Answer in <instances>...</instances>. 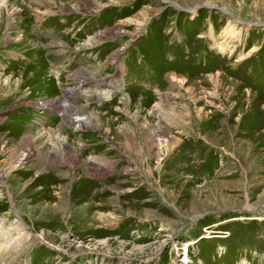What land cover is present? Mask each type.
I'll list each match as a JSON object with an SVG mask.
<instances>
[{"label":"rangeland","instance_id":"374dc122","mask_svg":"<svg viewBox=\"0 0 264 264\" xmlns=\"http://www.w3.org/2000/svg\"><path fill=\"white\" fill-rule=\"evenodd\" d=\"M17 217L0 264H264V0H0Z\"/></svg>","mask_w":264,"mask_h":264},{"label":"bare ground","instance_id":"6f19581e","mask_svg":"<svg viewBox=\"0 0 264 264\" xmlns=\"http://www.w3.org/2000/svg\"><path fill=\"white\" fill-rule=\"evenodd\" d=\"M231 30L233 31L235 29L232 28ZM74 92H75V90H72V89H69V90L66 91V93L69 96L74 95ZM66 103H67V101L65 102V104L63 106L61 105L62 107L60 106L61 109L63 108V114L65 113V111L68 112V109H69V105H67ZM54 106L58 107L59 105L53 103V107ZM83 120L84 119L75 118V122L77 124H80ZM13 222H11L12 224L9 225V228H8L7 232L2 236L3 237L2 238L3 244H0V249L2 250L1 252H3V253L6 252L8 254L9 253L10 254H15L16 253V251H15L16 249H21V253L20 254H22L23 251H24L23 250L24 248H26L27 246H30V245H32V243H34V240L30 239L31 236H33L34 239H36V241H38L39 243H42V244H45V245L51 247L49 243L45 242V239L43 238L42 235H38V234H37L38 236H35L33 234H28V235L26 234L25 235L24 232H23L24 229L23 230L21 229V226L23 228H25L24 227L25 225L23 224V222H21L19 217H17ZM12 232H15V236L12 234ZM202 238H204V237H202ZM184 251H185V249L183 248V253H182L183 258L181 259L182 261H180V262H181V264H188L189 262L187 260V253L186 252L184 253ZM25 257H27V256H25Z\"/></svg>","mask_w":264,"mask_h":264}]
</instances>
